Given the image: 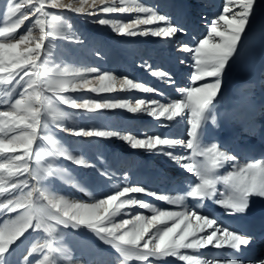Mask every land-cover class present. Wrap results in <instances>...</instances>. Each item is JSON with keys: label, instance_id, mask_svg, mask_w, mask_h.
Masks as SVG:
<instances>
[{"label": "snow or ice", "instance_id": "snow-or-ice-1", "mask_svg": "<svg viewBox=\"0 0 264 264\" xmlns=\"http://www.w3.org/2000/svg\"><path fill=\"white\" fill-rule=\"evenodd\" d=\"M97 4L102 5L99 11L104 14H142L126 22L109 18L95 21L99 25L109 26L118 35H151L171 39L184 31L172 24L167 15L139 0H68L67 3L64 0H22V3L13 0L8 5L3 17L6 23L0 26V86L11 85L7 90L0 88V97H7L0 99V157L4 158L0 160V214L15 215H9L0 222V264H13L11 257L15 256L26 240L34 242L24 249L16 264H57V249L53 241L60 226L83 227L94 232L116 250L119 264H130L132 261L154 264V261L169 257L184 264H242L238 258L205 259L182 250L198 252L211 246L240 252L242 247L251 244V237L229 229L210 214L187 207L182 211L162 210L130 194L144 193L178 207L184 206L183 195L166 197L148 192L142 186L129 185L100 196L89 193L92 199L88 202L72 200L39 186L45 176L54 174L52 163L34 171L30 162L34 157L39 162L46 154L63 157L82 167L91 166L87 160L68 151L50 134L52 126L68 130L62 123L68 114L59 105L87 112L120 108L133 114L143 112L157 120L186 118L189 126L186 140L164 138L157 134L137 138L117 131L83 127L73 128L71 132L75 136L89 138L116 137L133 149L161 151L196 177L186 193L187 197L198 201L213 200L229 215L246 213L253 197L264 199V160L242 165L233 163L231 171L218 175V170L226 162H235L236 157L216 143L203 144L201 135L202 125L208 119L210 108L220 91L221 77L229 61L239 51L257 0H226L224 14L211 21L207 35L194 48L187 44L182 46L183 51L192 53L195 71L191 75L192 86L177 89L181 93L179 99L165 103L136 99L134 104L127 100L78 101L65 93L86 87L89 84L87 74L98 73L99 70L95 67H49L51 60L48 57L51 53L46 41L64 39L66 36L62 18L53 15L48 9H68L93 15L95 13L88 9H96ZM24 5L30 6L31 11L21 12ZM28 20H32L31 26L20 33L19 30ZM141 25L157 26L141 28ZM67 27L70 28V25ZM151 75L171 82L165 71L153 70ZM208 77L215 79L196 86V82ZM96 80L98 87L90 89L96 93H110L116 91L117 86L121 91H157L130 78L118 79L109 73L99 74ZM38 141L48 146L46 152L37 151L40 147ZM176 146L185 147L190 155L180 156L165 150ZM196 157L202 159L188 162ZM21 176H30L37 184L30 187L28 179H20ZM221 183L226 192L213 199L217 196V184ZM136 206L151 215L136 213L116 222V217L129 215L124 210ZM37 238L43 242H38ZM34 256L35 260L32 259ZM249 264H264V258L250 261Z\"/></svg>", "mask_w": 264, "mask_h": 264}, {"label": "bare ground", "instance_id": "bare-ground-1", "mask_svg": "<svg viewBox=\"0 0 264 264\" xmlns=\"http://www.w3.org/2000/svg\"><path fill=\"white\" fill-rule=\"evenodd\" d=\"M194 1H200L206 5L203 16H188L181 8V4L184 2L181 1L180 4L178 0H175L174 25L182 28L183 33L176 34L172 39L160 38V40L167 41V44L162 43L161 47H167L169 51L167 53L158 51L157 63L137 67L136 73L138 74L133 77L129 75L130 69L127 70V78L153 87L157 91L154 93H143L138 90L121 91L117 86L122 100L132 103L130 99L136 98L165 103L181 97V93L177 89L192 86L191 75L195 71L192 53L181 50L182 53L180 52L179 55H182L184 64L178 66L176 61L179 55L171 48V40L178 38L181 40L182 46L187 44L194 48L198 41L207 35L201 30L204 27L203 22L209 23L211 17L217 18L220 14H224L223 6L226 0ZM201 3L197 6L198 10H200ZM254 11L256 13H253L251 17L239 51L229 61L221 77V88L210 108L208 119L202 125L201 142L203 144L216 143L222 150L236 157L235 162H226L224 167L218 170V175H225L231 171L233 163L242 165L246 162L260 160L261 153L264 152V6L256 5ZM143 51L145 52V50ZM164 59L168 62L165 63ZM172 59H174L173 62ZM101 70V74L109 73L104 68ZM153 70L165 71L169 74L171 82L153 77L151 75ZM184 73L185 78L180 82V76ZM188 75L189 78H187ZM96 78L91 79L90 83L98 86ZM214 79L205 78V80L196 82V86L213 82ZM122 110V117L130 125L127 134L137 138H146L150 134H157L164 138L187 139L189 126L186 118L177 117L173 121L163 118L157 120L143 112L133 114L125 109ZM99 122L102 123V121H98V125H100ZM118 124H122L121 121ZM120 128V125L116 127L117 132ZM87 138L77 136L76 140L72 141L71 148H73V154L78 152L85 155L86 152H89L90 155L86 160L91 166L82 167L70 164L69 172L57 178L59 182V186L55 189L57 194L65 195L72 200L88 202L92 199L89 193H92L93 196H100L103 193L118 190L122 186L130 185L142 186L148 192L166 197L183 195L185 197L184 206L178 207L144 193L130 194L132 197L162 210L182 211L184 207H187L197 212L210 214L229 229L251 237V244L242 247L240 252L228 248L215 249L209 246L198 252L182 250L186 254L201 256L205 259L238 258L242 264H249L250 261L255 262L264 258V235L256 238L251 236V234H259L261 231L264 233V199L253 197L246 213L229 215L213 200L198 201L187 197L186 193L192 183L196 181V177L174 163L161 151L133 149L127 142L117 138L120 147L124 149L118 155L123 156L124 159L119 165L113 161L111 164L113 168H111L109 162L112 161H107L106 150H103V147L100 149L98 145L91 146ZM165 150L175 155H190L189 150L182 146ZM76 155L78 156V154ZM200 159L202 158L196 157L193 161L188 162ZM108 168L110 169L108 170ZM50 176L53 178V175ZM32 180L35 183L33 185H36V180ZM51 184L53 183L51 182ZM48 189L53 190L54 188L51 185ZM225 192V186L222 183L217 184V196L213 199L219 198L220 194ZM124 211L129 215L116 217V222L130 218L132 214L136 213L151 215L147 210L140 209L138 206ZM37 239L38 242H43L42 239ZM31 242L34 241L26 240L20 246L15 256L11 257L13 264H16L20 254ZM53 245L57 249L55 253L57 264H119L120 261L119 254L111 245L101 240L94 232L83 227L60 226ZM34 257H32L33 260L36 259ZM130 264H140V262L132 261ZM154 264H184V262L169 257L154 261Z\"/></svg>", "mask_w": 264, "mask_h": 264}, {"label": "rangeland", "instance_id": "rangeland-1", "mask_svg": "<svg viewBox=\"0 0 264 264\" xmlns=\"http://www.w3.org/2000/svg\"><path fill=\"white\" fill-rule=\"evenodd\" d=\"M181 1L184 4H181ZM22 3V0H20ZM65 3L68 0H64ZM140 3H143L146 6L152 7L158 10L160 13L165 14L169 17V20L172 24H174L175 19V0H139ZM181 4V8L188 14V16H203V10L206 8V5L201 3L200 1L194 0H178ZM13 3V0H0V26L6 23L3 19L4 14L7 11V7L9 4ZM201 3L198 10V4ZM257 5L264 6V0H257ZM102 5L97 4L96 9H88L89 12H94L93 15L76 13L74 11H70L68 9H48L50 13L56 16H60L65 25V36L64 39H55L46 41L49 45V51L51 55L48 57L51 60V64L49 67H73L84 69L88 67H95L99 70L98 73H89L87 74V79L89 80V84L81 89H78L73 93H65V95L71 96L78 101H82V99H91L97 102H115L118 100H122L121 93L118 92V88L116 91L110 93H96L92 92L90 89L92 87H98L97 85H93L90 83V80L97 77L101 74V69H106L109 74L116 76L118 79H123L124 77H128L127 70L130 69V76H136L137 67L149 63L158 62V51L162 53H167L169 50L167 47H161V44H167L166 40H160L158 37H153L151 35L147 36H122L113 32L109 26H102L96 23L100 18H109V19H119L121 21H129L135 18L138 13H112V14H104L99 11V8ZM224 7V6H223ZM238 10V9H234ZM31 7L28 5H24L21 8V12H30ZM256 13V11H254ZM216 17H211L209 19V23L203 22L204 27L201 29L204 34H207L208 29L210 27L211 21ZM218 18V17H217ZM34 19V17H33ZM32 20L25 21L23 27L19 30L20 33L26 31V29L31 26ZM70 25V28L67 27ZM157 25L144 26L141 25V28H149L156 27ZM19 35V33H17ZM172 39V38H171ZM171 48L175 50V53L179 55L182 53V42L181 40L175 39L171 40ZM177 41V42H175ZM180 41V42H179ZM145 50V52L143 51ZM165 63L166 60H163ZM172 62L174 59L171 60ZM182 55H179L178 60L176 61L178 66H183L182 63ZM118 68V69H117ZM185 78V73L180 76V82ZM189 78V75L187 76ZM134 80V79H133ZM135 81V80H134ZM186 82V81H185ZM15 82H13L14 84ZM11 85H3L0 88L7 90ZM19 91V89H17ZM0 99H7V97H0ZM124 99V98H123ZM136 98L130 99V101L134 104ZM59 105V102H57ZM59 107L68 115L62 121L65 129L62 130L59 127L52 126L50 127V134L53 135V138L60 142L68 151L72 152L73 148L72 141L76 140L77 136L73 135L71 129H79V128H95L100 130H109V131H117L116 127L119 125L121 128L118 132L122 134H127L130 129L129 123H127L126 119L122 117L123 110L120 108L116 109H101L95 112H87L85 110L72 109L66 105H59ZM98 121L100 125H98ZM121 121L122 124H118ZM102 125V126H101ZM91 146L98 145L101 149L106 150L107 161L109 162V166L113 168L111 165L113 161L117 163V165L123 162V156H119V152H123L124 149L120 147L117 142L118 139L116 137L113 138H102V137H91L87 138ZM101 140V141H100ZM103 141V142H102ZM40 147L37 151L46 152L48 146L41 141L37 142ZM94 144V145H92ZM73 154V153H72ZM78 154L79 157L86 160L87 156H89V152H86L85 155L81 153L74 152V155ZM4 159L0 157V160ZM71 161H68L64 158L60 157H52L48 155H44L43 158L37 162L35 157L30 162V167L35 171L38 167H45L48 163H52L53 168V178L48 175L45 176L41 181L39 186L48 189L52 185L53 190L48 189L49 191L56 192V188L59 186V182L57 178L59 176L66 175L69 172L68 166ZM110 168H108L109 170ZM20 179H28L29 186L31 187L34 182H32V178L30 176H21ZM37 182V181H36ZM51 182L53 184H51ZM27 191V189H25ZM7 195V194H6ZM9 215H15V213L8 214H0V222L7 219ZM39 255V254H38ZM36 258V257H34Z\"/></svg>", "mask_w": 264, "mask_h": 264}]
</instances>
